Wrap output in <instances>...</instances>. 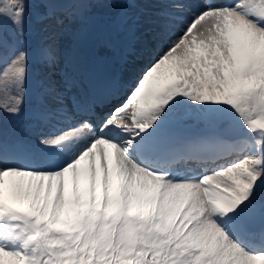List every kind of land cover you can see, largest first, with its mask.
I'll list each match as a JSON object with an SVG mask.
<instances>
[{
	"label": "snow or ice",
	"instance_id": "obj_1",
	"mask_svg": "<svg viewBox=\"0 0 264 264\" xmlns=\"http://www.w3.org/2000/svg\"><path fill=\"white\" fill-rule=\"evenodd\" d=\"M26 109L0 264H264V0H0V112Z\"/></svg>",
	"mask_w": 264,
	"mask_h": 264
},
{
	"label": "rangeland",
	"instance_id": "obj_2",
	"mask_svg": "<svg viewBox=\"0 0 264 264\" xmlns=\"http://www.w3.org/2000/svg\"><path fill=\"white\" fill-rule=\"evenodd\" d=\"M96 11H97L98 15H100L101 17L111 15V14H113V13L115 12L114 9L107 8V7H101V8H98ZM145 63H146V61H144V60H138V61L136 62V64H135L134 67H126V68H121V66L117 64V65H114V66H113V71H115V67H116V66H119L120 69H121L120 71H123L126 75H128V74H130L132 71H134V70H138L139 68H142V67L144 66ZM26 110H28V109H26ZM26 110H25V111H26ZM25 111H24V112H25ZM24 112H23V113H24ZM0 115H1V117H2V118L0 119V124H1V125H7L8 122H9V124H11V120H10V118H9V116H8L7 114H4V113L0 112ZM20 118H22V114L20 115ZM22 119H23V118H22ZM23 120H25V119H23ZM30 122H31V121H30ZM22 125H24V123H22ZM7 126H8V125H7ZM24 126H25V125H24ZM192 127H193V125H190L188 131H189L190 134H193V135H195V134H200V133H202V132L205 131V130H203V131H198V129H193V130H191L190 128H192ZM34 131H35V130H34ZM14 133H15L17 136H19V137H26V135L21 136V135L19 134L18 131H14ZM35 135H36V133H34L33 135H31L30 138L34 140V139H35ZM189 167L196 168V167H198V166L195 165V164H190Z\"/></svg>",
	"mask_w": 264,
	"mask_h": 264
}]
</instances>
